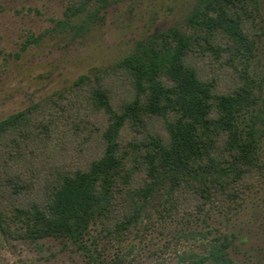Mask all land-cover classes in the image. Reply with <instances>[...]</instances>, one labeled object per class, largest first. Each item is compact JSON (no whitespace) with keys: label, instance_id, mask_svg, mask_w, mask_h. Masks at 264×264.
<instances>
[{"label":"trees","instance_id":"obj_1","mask_svg":"<svg viewBox=\"0 0 264 264\" xmlns=\"http://www.w3.org/2000/svg\"><path fill=\"white\" fill-rule=\"evenodd\" d=\"M259 2L199 0L190 32L170 28L95 80L84 74L1 120L0 231L79 243L97 224L121 239L157 197L178 221L236 206L264 175L257 101L236 65L254 56ZM232 247L225 235L202 259L233 264Z\"/></svg>","mask_w":264,"mask_h":264},{"label":"rangeland","instance_id":"obj_2","mask_svg":"<svg viewBox=\"0 0 264 264\" xmlns=\"http://www.w3.org/2000/svg\"><path fill=\"white\" fill-rule=\"evenodd\" d=\"M81 1L0 0V121L70 91L84 74L95 80L170 28L190 32L186 20L199 0H93L69 16V7ZM253 25L254 56L236 65L257 101L264 167V0ZM142 154L131 153L128 161ZM236 203L225 211L209 205L178 221L163 217L157 197L121 239L104 236L97 224L79 243L53 236L15 239L0 231V264H211L202 257L225 235L233 240V264H264V175Z\"/></svg>","mask_w":264,"mask_h":264}]
</instances>
